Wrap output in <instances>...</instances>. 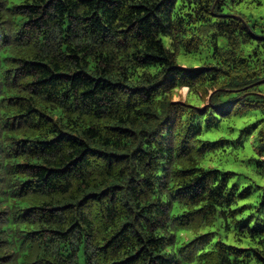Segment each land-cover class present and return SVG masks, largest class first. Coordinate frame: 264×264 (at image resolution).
<instances>
[{
	"label": "trees",
	"instance_id": "1",
	"mask_svg": "<svg viewBox=\"0 0 264 264\" xmlns=\"http://www.w3.org/2000/svg\"><path fill=\"white\" fill-rule=\"evenodd\" d=\"M246 2L0 0V264H264V193L257 215L240 206L262 187L200 139L264 114ZM184 87L201 107L172 100ZM244 136L264 179V121Z\"/></svg>",
	"mask_w": 264,
	"mask_h": 264
},
{
	"label": "rangeland",
	"instance_id": "2",
	"mask_svg": "<svg viewBox=\"0 0 264 264\" xmlns=\"http://www.w3.org/2000/svg\"><path fill=\"white\" fill-rule=\"evenodd\" d=\"M261 4L256 1L247 0L245 4L240 6V13L247 17L251 23L264 21V0H259ZM167 44V40L164 39ZM223 39L219 40V45H224ZM211 51L204 50L199 54H185L181 53L177 57L178 64L183 68L199 67L205 62L210 61ZM188 88L184 87L175 91L172 95L173 101L188 102L196 107H201V100L195 95H188ZM264 121V114L255 111H248L243 117H232L230 119H221L218 124L211 129H206V123L203 124V131L200 139L209 142H215L221 138L227 140L229 143L225 145L224 149H218L214 154L206 156L205 162L211 166L220 169H231L234 173V181L240 182L242 186L256 185L262 187L256 189L248 198L240 201V206H247L241 217L246 218L251 215H257L260 208L261 193H264V179L259 177L251 165L249 160L256 158L255 148L258 147L256 140L249 136H244L242 141L240 136L250 125L257 122ZM252 132H256L252 130ZM219 221L217 222L218 226Z\"/></svg>",
	"mask_w": 264,
	"mask_h": 264
}]
</instances>
